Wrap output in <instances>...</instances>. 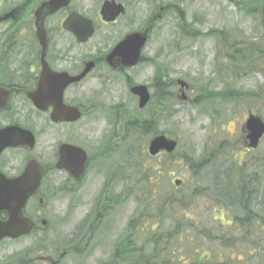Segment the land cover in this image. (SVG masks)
I'll return each instance as SVG.
<instances>
[{
  "label": "flooded vegetation",
  "instance_id": "af4514ba",
  "mask_svg": "<svg viewBox=\"0 0 264 264\" xmlns=\"http://www.w3.org/2000/svg\"><path fill=\"white\" fill-rule=\"evenodd\" d=\"M48 1L1 0L0 3V129L15 128L12 134L21 141L16 145H6L0 151V187L4 190L13 187L9 193L11 197L23 195L26 198L22 212L29 220L31 229L16 238H5L10 241L24 239L26 244L18 252L8 254L9 259L0 264H155V235L150 234L152 229H139V223L131 219L130 227L125 224L119 230L116 228L121 221L113 217L117 206L124 198L132 197L135 190V184L128 183L133 174L129 172L132 166L124 167L120 161L107 167L112 156L119 151L118 142L120 138L123 139L122 125L128 121H122L124 113L121 107L117 104L106 107L112 112L110 117L107 116V121L113 126V132L108 136L102 135L93 145L82 143L72 131V127L84 118L89 121L86 116L95 108L98 109L94 101L72 95L74 91L80 94L82 90H86V81L95 70L104 68L109 72L122 74L132 94L130 88L137 83L128 75L127 70L139 63H147V57L143 53L146 46L142 50L143 59L132 66L111 65L106 58L127 35L144 32L143 22L141 25L136 24L138 5L142 2L97 0L96 7L90 10L89 0H69L65 6L53 12L43 8L37 15V22L36 11ZM106 3L108 10L119 12L112 20H105L101 15ZM176 7L177 5L172 6L169 10V6L157 3L146 23L154 26L157 19L169 15ZM174 13L178 14L176 10ZM69 18L72 21H69L66 28ZM90 27L91 34L82 40ZM96 35L104 45L114 38L112 46L84 51ZM88 62H92L91 68L79 80L69 81L62 87L64 79L80 75ZM154 79L155 93L151 98L156 99L167 93L173 95V80L168 76ZM178 79V89L182 93V100H185V91L191 86L183 80L186 87H180ZM146 86L149 90L148 83ZM197 88L199 94L195 102L202 107H205L202 103L205 101L217 99L226 104L235 100L213 98L209 94L210 91L228 92L234 89L227 85L219 89L207 88L206 91L202 84ZM203 92L205 93L202 94ZM39 94L43 95L40 98L44 109L33 100L39 99ZM132 95L138 105V96ZM149 105L150 98L141 109ZM73 107L80 112L76 119H71L68 114V109ZM217 112L219 113L218 109L214 110L215 114L208 111L211 116H215ZM149 116L152 120V113ZM244 124L241 142L248 152L253 149L247 147ZM20 131L30 132L31 135ZM43 133H49V144L42 142ZM3 137L10 140L9 135ZM114 139L117 141H113ZM73 147L81 149L85 154L84 169L78 174L74 172V164L82 154ZM94 166L102 171L92 173V183L95 184L99 177L101 183L89 199V182L86 184V179L90 174L89 170H95ZM6 182H11L12 185ZM254 209L256 204L250 205L252 213L239 214L238 218H247V215L250 218L258 217L253 212ZM235 216L233 212L231 222L223 223L221 228L216 227L223 230L229 241L228 246L231 248L233 244L234 250L241 241L245 244L250 235L249 230L244 228L245 225L234 224ZM7 218V213L0 211V219ZM183 227L188 225L158 234L167 239L163 242L165 262L185 264L184 258L176 260L166 257L169 250L175 251L168 247L174 234H178L181 240L183 231L187 232L188 228ZM236 227H239L238 237L243 235L241 241L233 239L237 238L234 230ZM144 244L148 250L145 255L142 253ZM261 247L263 250V246Z\"/></svg>",
  "mask_w": 264,
  "mask_h": 264
},
{
  "label": "rangeland",
  "instance_id": "374dc122",
  "mask_svg": "<svg viewBox=\"0 0 264 264\" xmlns=\"http://www.w3.org/2000/svg\"><path fill=\"white\" fill-rule=\"evenodd\" d=\"M95 1L97 2V0H89L88 4L91 6H88V9L92 10L96 7ZM141 2L138 5L136 23L138 25L142 22L145 25L150 18V12L155 9L157 3L171 7L177 5L173 9L184 10L185 22L190 25V27L184 25V29L188 32L182 33L178 30V18L174 10L169 15L162 16L156 21L143 51L147 57V63H139L127 70L135 83L149 84L151 96L155 93L153 83L156 66L162 70L164 68L168 73V78L174 81L173 95L169 97L170 101L167 103L170 115L159 119L155 132L175 139L178 148L171 154L168 153L170 157L160 166L162 175L157 186H155L157 175L153 176L151 185L154 186L152 189L156 193L153 195L152 208L143 209L140 206L141 191L136 190V185H134L133 196L123 199L117 206L113 217L121 221L116 229H123L125 224L127 225L128 221L134 218L135 222L141 226L138 227L139 229H152L150 234L155 236L162 231L176 230L184 224L188 225V227H183L188 230L183 231L181 242L172 238V243L168 247L175 251L166 257L176 260L184 258L186 259L185 264H192L193 261L189 260L190 258L202 257L215 249L213 240L208 238L218 233L219 228L216 229V227H221L222 222L232 221L231 215L232 212L235 213L234 207L229 204L230 207L228 205L219 207L214 201L218 200L215 196L216 191L220 193L223 201L227 198L228 187L225 185L228 176L232 185L241 181L249 187L246 192L251 191V194L256 193L257 196L260 194V189L264 188V176L261 171L264 167V136L260 139L259 145L251 151L246 152L241 145L244 135L242 128L248 113L259 115L264 120V62L261 63L262 59H258L259 53H257L258 42L261 41L260 37L264 33L261 27H264L262 19L264 14L260 13L254 17L250 13H245L247 9L241 7L240 0H141ZM113 39L104 45L102 41H98V35H96L84 51L94 47L103 49L105 46H112ZM253 39L257 42L256 46L251 44ZM241 48L250 49L247 52L248 56L244 57L238 52ZM252 49H257V52ZM253 63L263 66L262 70L258 69V65L253 67ZM177 78L187 81L192 88L186 89L185 100L181 98L182 93L178 89ZM199 84L205 86V91L207 88L219 89L226 85L233 87L237 90L238 98L226 104L217 99L205 101L202 102L205 107H202L200 103H195V98L199 94L197 88ZM84 87L86 90H82L80 94L74 91L72 95L94 101L98 109L95 108L89 116H86L89 121L84 118L72 127V131L77 134L82 143L88 146L93 145L102 135L108 136L113 132V126L107 121V116L110 117L112 112L106 108L107 106H114V104L120 106L124 113L122 121L132 116L144 118L152 113L151 105L143 110L137 107V102L132 97L122 74L99 68L87 79ZM154 100L156 99L151 98V103ZM215 109H218L219 113L217 112L215 116L209 115L208 111L215 114ZM147 135L148 137L145 138ZM153 135V131L136 134L126 144L129 152L121 145L122 138H120L119 151L112 156L107 167L114 165L115 162L124 161V156L130 159L128 155L130 153L133 161L144 162L145 147ZM45 141L49 144V133H43L42 142ZM221 143H224L223 146L226 148L217 160H212L217 166L216 170L204 168L200 174L195 172L188 161L182 157L187 155L198 159L204 147L211 151L213 147ZM149 162L154 163L155 161L149 160ZM256 165H260L258 173L253 167ZM94 167L95 170L90 169V174L86 179V184L89 182V199L101 183L100 177L95 184L92 183V173L96 170L102 171ZM217 170L222 173H219L221 175L219 183L212 181ZM239 171H242L244 177L240 178ZM179 178L182 179V183L175 186L173 180ZM251 187L255 191H252ZM174 197L176 200L173 199ZM157 198L159 200H156ZM170 201H173L171 206ZM158 204H160V211L163 210L161 216L158 215L159 206L156 207ZM168 208L169 210H166ZM141 211L144 216L139 219ZM194 224H196L195 227ZM214 228L216 230H213ZM242 236V234L239 235L240 241ZM262 237L261 231L259 239L249 238L246 241L242 239L245 244L241 241L235 246V250L232 249L233 244L231 248L228 247L229 250L226 248L225 251L228 250L231 253L232 263L264 264ZM165 241H167L166 237L163 239V242ZM25 244L24 239L2 240L0 242V263H4L9 259L8 254L18 252ZM144 246L142 253L145 255L148 250L145 244ZM178 248L181 250L177 251ZM194 250L197 252L194 253Z\"/></svg>",
  "mask_w": 264,
  "mask_h": 264
},
{
  "label": "trees",
  "instance_id": "16d2710c",
  "mask_svg": "<svg viewBox=\"0 0 264 264\" xmlns=\"http://www.w3.org/2000/svg\"><path fill=\"white\" fill-rule=\"evenodd\" d=\"M240 3L242 4L241 7L242 8H246L247 11L245 13L247 14H252L254 17L257 16L258 14H264V0H240ZM171 8V6L169 5V9ZM178 13L180 12L181 14H175V16L178 18V23H179V27H181V32H188L187 30L184 29V25L187 24V22H185V11L181 10V9H177ZM264 20V18H262ZM189 25V24H187ZM145 26H148V24L146 23ZM150 26V25H149ZM190 27V25H189ZM264 30V27L261 26ZM261 41H259V46H258V52L257 49H252L255 52L259 53L258 59H262L261 63L264 62V33L261 35L260 37ZM252 45L256 46L255 44H257L256 40L253 39L251 41ZM248 51H250V49L248 48H241L240 50H238L239 53L242 54V56L246 57L248 56ZM153 61V60H152ZM154 63H156L155 61H153ZM157 64V63H156ZM258 65V63H253V67H256ZM261 65H258V69L262 70ZM156 71L154 73V78H159V77H164L167 76L168 73L164 70L159 68L158 66L155 67ZM209 94H211V97L213 98H222L224 100H231V99H236L238 98V93L237 90L235 89H231L230 91L226 92V91H221L219 90V92H209ZM243 94V93H242ZM242 94L240 96H242ZM169 96L170 94L167 93L164 96L159 95V97L156 98V100H154L153 103H151V112H152V120L150 118V116H146L144 118L141 117H137L135 118L134 116H132V118H129L127 123H125L122 126V134H123V145H124V149L128 151L127 145L128 142L130 141V139H133L135 137L136 134L138 133H149L150 131H153V134L155 136L156 132L155 130L157 129V125H158V121L160 118H164L167 115H170V111H169V106H168V101L169 100ZM155 103V104H154ZM197 104V102H195ZM154 105V106H153ZM168 106V107H167ZM124 117V115H123ZM122 117V118H123ZM126 121V120H125ZM155 132V133H154ZM148 135L145 137L147 138ZM224 143H221L220 145H217L216 147H213L211 151H208L206 147H204V149L201 152L200 158L198 159H193L190 156H182L184 158V160L188 161V163L190 164V166H192V168L194 169L195 172H199L200 174L202 173L204 168H207V170L214 168V170H216L217 166H215L213 163V159L217 160L218 157L220 155H222V151L225 150V146H223ZM129 155V154H128ZM127 155V156H128ZM170 157V155L164 154V153H159L154 157H150L149 155L145 154V159L144 162H140L138 163L137 161H133L132 158H127L124 156V164L126 166H132L129 170V172H133V174L130 175V182L136 184L138 186L137 189H139V191H141V195L139 197V204L140 206L144 208H152L151 203L154 202L153 200V195L156 193L153 191L154 186L151 185L152 184V180H153V176L157 175V179H156V183L155 186L158 185V181L160 180V176L162 175V171L160 170V166L165 163L167 161V159ZM149 160H153L155 161L154 163H150ZM135 165V166H133ZM124 166V167H126ZM260 165H256L255 172L259 170ZM263 176H264V167L261 168ZM213 170V171H214ZM211 175L212 172L210 171ZM219 173H221V171H218L213 175V182H221L220 178L221 175H219ZM125 174V170L124 173ZM222 174V173H221ZM240 178L244 177V174L242 173V171L238 172ZM133 175V178H132ZM233 181V180H232ZM214 185V184H213ZM226 187H228V191L227 192V198L228 201H226L227 198L224 199V201L222 200V197H220V193H218L216 191L215 196L218 197V200H214L216 205H219V207H222V205L226 206V205H231V207H234L235 209V218L236 221L234 222L235 225H245L246 229L249 230V236L248 238L250 239H259L261 236V231L263 233V244H264V188L261 190L260 189V194L259 196L261 198H259V196H257L256 193H252L251 191L246 192V190L249 188L248 186L245 185V183L243 182H238L237 184L232 185V183L230 182L229 176L226 179ZM153 188V189H152ZM152 189V192H151ZM252 191H255V189L253 187H251ZM145 192V193H144ZM151 194V195H149ZM173 199L176 200V198L174 197ZM156 200H159L158 198ZM170 206L173 204V201L169 202ZM252 204H256V209H254L253 212H255L258 217L255 218H250L248 217L249 214H251L252 212L250 211V205ZM228 205V207H230ZM159 206V207H158ZM156 207L159 208L158 210V215L161 216V210L160 211V204L156 205ZM216 207V206H215ZM170 208V207H169ZM166 209V210H169ZM185 217H187L186 213L184 212ZM239 214H248L247 218H238ZM139 219L141 217L144 216L143 211H141L140 215H139ZM173 218V217H172ZM191 218V217H190ZM132 224L131 221L128 222V227H130ZM202 228V226H200ZM239 227H236L235 230V234L237 236V238L233 237V239H236L237 241H240V238L238 237V232H239ZM248 235V233H247ZM163 239L164 236L161 235H156L154 238V246H153V254L155 256V264H172L169 261L165 262V255H164V244H163ZM213 239V242L215 243L213 245V251L209 252V254H205L204 256L200 257V259L195 258L192 261V264H233L232 263V256L231 253L228 251V239L227 237H225L224 234H220L218 233L217 236L211 238ZM247 239V236H246ZM253 245H255V242H253ZM263 246V250L264 251V245ZM228 249L225 251V249ZM202 260V261H201ZM263 262H264V256H263Z\"/></svg>",
  "mask_w": 264,
  "mask_h": 264
},
{
  "label": "water",
  "instance_id": "95a60500",
  "mask_svg": "<svg viewBox=\"0 0 264 264\" xmlns=\"http://www.w3.org/2000/svg\"><path fill=\"white\" fill-rule=\"evenodd\" d=\"M69 0H49L48 2H45L42 7H40L36 11V21L39 22V14L40 11L43 10V8L48 9L49 12H53L54 10H57L61 6H65L68 3ZM109 14V15H108ZM119 12L116 10L114 13L108 10V4H104L101 10V15L105 20H112L117 16ZM38 15V16H37ZM69 21H72V19H68L65 27L68 28ZM88 33L84 35L82 40H85L89 34H91L92 28L88 29ZM149 28H145L144 32H134L132 34L127 35L122 41L117 43L114 48L111 50V52L107 56V61L111 65H123V66H132L143 59L142 56V49L144 48L148 37H149ZM121 58V59H119ZM119 59V60H118ZM92 66V62H88L86 64V67L84 71L76 76V77H68L64 79L62 83V87L67 84L69 81H75L79 80ZM47 71V69H46ZM178 82L181 87L185 86V81L178 79ZM61 90V89H60ZM132 94L138 96V107L143 108L150 98V93L148 91V88L145 84H135L130 88ZM60 94V92H59ZM41 96L42 94H39V99L33 98L34 102L38 106H42L41 108H45L41 103ZM53 103L52 101H50ZM68 114L71 119H76L80 116V112L77 108H69ZM52 118H54V112L52 113ZM15 128H6L0 129V151L1 149L6 145H16L19 144L17 138L14 137L12 134V131ZM245 129L248 131L246 135V140L248 147L255 148L257 144L259 143V139L264 134V122L263 120L255 115H249L247 118V121L245 123ZM23 134L31 135L30 132L27 131H20ZM3 135H9V139L7 140L3 137ZM67 146H65L64 149H66ZM178 147L177 141L171 137H168L164 134H157L153 138L150 139L148 145H147V152L150 156H156L159 152L164 153H171L176 150ZM73 149H76L79 151L82 156L79 157L77 162L74 164L75 168V174L81 173L84 169V161H85V154L81 149L73 147ZM65 166H68L67 164ZM180 182L179 180H175L174 184L178 185ZM8 185H12L11 182H6ZM13 187H8L7 189H3L0 187V211H5L8 215V218L6 220L0 219V240L3 238H16L21 234H24L26 232H29L30 229V222L29 220L24 217L23 215V207L25 203V197L18 196V197H11L10 192ZM4 193V194H3Z\"/></svg>",
  "mask_w": 264,
  "mask_h": 264
}]
</instances>
